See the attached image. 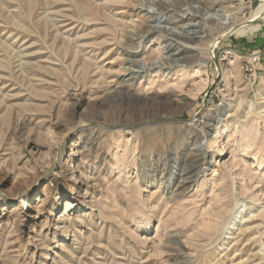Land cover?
Masks as SVG:
<instances>
[{
	"label": "rangeland",
	"instance_id": "obj_1",
	"mask_svg": "<svg viewBox=\"0 0 264 264\" xmlns=\"http://www.w3.org/2000/svg\"><path fill=\"white\" fill-rule=\"evenodd\" d=\"M263 1L0 0V264H264ZM216 10L207 64H172ZM140 38L164 69L130 82Z\"/></svg>",
	"mask_w": 264,
	"mask_h": 264
},
{
	"label": "bare ground",
	"instance_id": "obj_2",
	"mask_svg": "<svg viewBox=\"0 0 264 264\" xmlns=\"http://www.w3.org/2000/svg\"><path fill=\"white\" fill-rule=\"evenodd\" d=\"M145 6H142L140 10V14L146 13V15H149L151 13L150 10H152L153 12L155 11L151 7L147 8ZM262 14H264V1L256 9L254 16L256 17ZM233 19H234L233 14L227 11H223V10H216L213 13H206L204 17L202 18L201 22L200 21L194 22L192 24H188L185 28H183L182 29L184 31L183 34L178 33L175 30H173L172 35L175 38L169 40L171 43L169 44L168 47L165 46L164 52H166V54L168 55L173 52L174 54L172 55L170 54L173 57L172 64L174 63L175 65H178V66H183V65H180V63L184 62L183 60L188 59V58L190 59L194 58L198 60V63L207 64V61L201 60L203 54L206 52L208 55H211L210 52L213 49V46L219 41L218 34L217 35L214 34L215 32H213L212 27L210 26L211 21H215L217 28L219 29V32H223V35L227 36L233 30L232 28L235 24L233 23L234 21ZM161 31L162 30L159 29L157 33ZM148 37H149V34L143 35L144 39ZM158 37L162 38L160 35H158ZM141 38L139 42L137 43L136 47L135 48L133 47L132 52L128 53L127 61H130V63H129V67L126 68V70L129 71L130 82L135 81L136 78L142 77L143 74L150 69H155L160 72H162V70L164 69V65L161 62H155L153 64H148L147 62H144L138 59L140 57L141 52L143 51L142 45H143L144 39H141ZM205 40L208 43H211V45L205 50L200 49L196 44L202 43ZM222 110L224 112H227V107L224 105L222 107ZM194 122L197 125H199L203 138L198 144H194L193 147L197 152H199L202 155L204 159L209 155L208 150H206L205 145L203 144L204 141L206 142L208 141V137L212 132L216 131L217 134H220L222 132L224 120H221V118L219 117H216L214 120H211V119L208 120L206 116H200ZM78 150H79V147L76 146L75 151L77 152ZM74 168L77 169V165H75ZM160 185H163V183H161ZM72 204L71 202L65 201L63 205V209L70 210L73 207Z\"/></svg>",
	"mask_w": 264,
	"mask_h": 264
}]
</instances>
